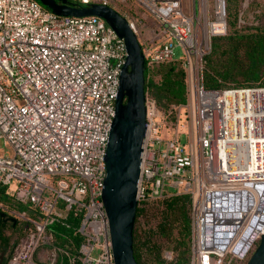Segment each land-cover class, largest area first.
<instances>
[{"label":"built area","instance_id":"built-area-1","mask_svg":"<svg viewBox=\"0 0 264 264\" xmlns=\"http://www.w3.org/2000/svg\"><path fill=\"white\" fill-rule=\"evenodd\" d=\"M137 1L157 20L161 36L153 44L137 39L144 63L173 58L179 45L193 110L187 101L172 105L173 135L162 138L157 107L144 92L136 200L188 193L187 264H231L264 231V84L205 86L204 55L211 35L225 25L210 31L206 15L197 19L195 0L192 14L181 0ZM218 9L224 19V0H214L215 17ZM120 14L137 36L133 19ZM125 56L123 39L95 14L60 15L38 0H0V142L12 151L0 154V184L15 179L7 193L29 202L32 212L1 205L23 223L4 264H62V254L65 264H113L101 189ZM180 113L194 126L193 138L186 136L188 151L177 136ZM69 211L78 216L75 252L54 242L49 228ZM95 244L100 248L92 257Z\"/></svg>","mask_w":264,"mask_h":264},{"label":"trees","instance_id":"trees-1","mask_svg":"<svg viewBox=\"0 0 264 264\" xmlns=\"http://www.w3.org/2000/svg\"><path fill=\"white\" fill-rule=\"evenodd\" d=\"M231 7H235L234 2L227 4V31L211 36L210 50L204 55L203 83L207 87L264 84V24L236 27V11L231 10ZM153 72L157 73L156 78ZM143 77L144 92L162 112L169 110L171 104L187 101L185 70L178 58L145 62ZM7 200L15 202L5 191V185L0 184V264L5 263L12 244L23 233V223L17 218L12 220L9 213L1 208ZM152 215L155 217L153 224L148 223ZM61 221L49 224L52 240L61 245H69L64 248L75 252L77 247L72 246H77L81 239L73 230L78 216H73L69 211ZM17 230L20 235L11 242V232ZM163 246H169L173 252L170 263H188L190 196L186 192L146 198L136 203L132 227V248L136 263H162L165 261L161 254ZM65 259V254H62V264H65Z\"/></svg>","mask_w":264,"mask_h":264},{"label":"water","instance_id":"water-1","mask_svg":"<svg viewBox=\"0 0 264 264\" xmlns=\"http://www.w3.org/2000/svg\"><path fill=\"white\" fill-rule=\"evenodd\" d=\"M38 1L60 15L95 14L123 39L126 56L118 77L114 113L103 155L101 199L107 218L113 264H137L133 256L132 227L145 128L144 59L140 44L125 17L110 5L101 2L81 5L69 0ZM10 218L14 220V217ZM244 264H264V231Z\"/></svg>","mask_w":264,"mask_h":264},{"label":"rangeland","instance_id":"rangeland-1","mask_svg":"<svg viewBox=\"0 0 264 264\" xmlns=\"http://www.w3.org/2000/svg\"><path fill=\"white\" fill-rule=\"evenodd\" d=\"M72 1H77V0H72ZM234 2L235 7H231V10L236 11V22L235 26L236 27H242L243 25L247 24H264V0H224V22H225V29L224 32L221 33H216V34H223L227 31L226 28V11H227V4ZM198 3L199 0H195V13L197 16V19L199 21L203 20V15H206V18L209 19L210 21L215 20V12H214V0H205L204 1V7L202 6V1L200 0V11L198 10ZM207 3V6H206ZM44 6V4H42ZM109 5L112 6L116 11L119 13L126 12L131 19H133L134 23L136 24V27L138 29L137 33V39L140 41L143 39L147 44H153L157 39L161 38V36L158 35V29L159 25L157 23V20L149 13L147 12L141 4L137 0H109ZM181 7L182 9L189 13L192 14V0H181ZM206 13V14H205ZM213 19V20H212ZM195 22V21H194ZM215 35V34H213ZM212 36V35H211ZM172 42L174 43L173 39L170 38ZM211 39V38H210ZM181 55V47L177 44L173 46V53L172 56L173 58H178ZM155 71V70H154ZM154 77H157V73L153 72ZM15 102L17 104H21L22 101L20 98H15ZM171 104L168 108L171 110L166 109L164 112H162L158 107L157 109V114L155 115V118L159 120V123L161 124L159 134L162 138H170L173 135V129L176 125L175 121V114L177 111L176 107H173ZM176 105V104H175ZM187 108L189 110L190 106L188 104V99L187 102L185 103ZM184 109H181L183 111ZM187 110V109H185ZM188 111V110H187ZM180 122L176 126L177 128V136L179 138V142L183 145L184 151H188V144H187V138L188 136L190 139L191 137L193 138V131L191 129L194 128L192 125L190 126V120L188 118V121L185 119V114L180 113ZM7 154L11 155L12 151L9 145L7 144H1L0 142V154ZM16 185V180L11 179L8 184L5 185V191L12 192L15 188ZM15 201V200H14ZM29 202L25 201H19L16 200L15 202H11L9 200L4 202V207L6 208H11L16 212H19L21 210L25 211V215L27 216H32L31 210L28 208ZM155 221V217L152 215L149 218L148 223L150 222L153 224ZM19 230L16 232H11L10 236V241L13 242L15 239L19 236ZM257 243V240L253 242L252 248L255 246ZM99 245L95 244L91 251H90V256L96 257L97 253L99 251ZM144 247H142V250L144 251ZM251 251V248L247 251L245 256L241 259H235L231 262V264H244L247 256L249 255ZM172 250L170 249L169 246H163L161 249V254L163 257H165V261L162 263H156L152 262V264H172L169 262V260L172 257ZM151 263V262H150ZM145 264H149L146 262Z\"/></svg>","mask_w":264,"mask_h":264},{"label":"bare ground","instance_id":"bare-ground-1","mask_svg":"<svg viewBox=\"0 0 264 264\" xmlns=\"http://www.w3.org/2000/svg\"><path fill=\"white\" fill-rule=\"evenodd\" d=\"M202 1V6L204 7V1L205 0H201ZM217 1H221V0H217ZM209 25V30L210 31H222L223 27L225 25L224 23V19H223V13L221 10L218 9V11L216 12V17L215 20L208 22Z\"/></svg>","mask_w":264,"mask_h":264}]
</instances>
